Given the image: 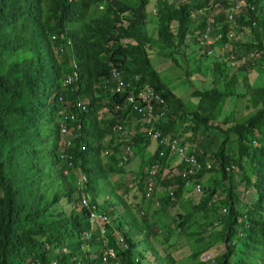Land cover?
Here are the masks:
<instances>
[{"label":"trees","instance_id":"1","mask_svg":"<svg viewBox=\"0 0 264 264\" xmlns=\"http://www.w3.org/2000/svg\"><path fill=\"white\" fill-rule=\"evenodd\" d=\"M130 1L0 0V264H111L100 258L104 240L115 250L119 264H174L169 255L166 262L153 254L149 259L128 233V225L136 228L145 222L142 217L137 223L133 213L154 195L157 211L179 202L171 226L162 227L160 243L173 231L187 233L188 222L200 217L204 234H186L195 235L193 244L206 237L205 245L190 253L194 264H206L199 255L214 242L223 247L210 264H264V75L262 85H258L256 72L248 76L255 66L264 68V0H243L230 21L224 11L234 6L233 1ZM208 1L222 8L214 13L210 35L214 37L219 31L221 36L215 43L229 42L228 51L221 53L214 43L207 45L212 53L205 51L197 39L207 19L193 11L204 9L205 13ZM229 26L234 30L230 40L226 35ZM185 47L212 77L208 88L189 93L198 104L187 111L186 104L149 63L152 53L177 62V51ZM240 57L243 65L221 78L225 63ZM112 68L133 85L147 84L162 97L168 107L166 116L156 124L162 133L178 135L176 120L186 117L179 144L194 155L199 170L181 177L179 170L188 166L157 143L144 156L152 141L142 132L126 141V158L120 157V150L116 154L120 142L111 127L117 117L125 119L127 110L114 112L113 105L122 103L124 94L104 86ZM72 71L76 78L67 82ZM229 96H233L232 106L236 97L256 101L245 118L218 121L215 109ZM78 99L83 101L84 110L75 107ZM100 108L105 109L107 120L90 130ZM135 117L128 116L125 124ZM62 123L67 127L65 137L59 133ZM211 129L221 136L217 144L207 135ZM101 149L107 156L103 164L98 161ZM159 150L162 155H158ZM209 153L213 164L206 168L204 157ZM61 155L68 159H61ZM151 165L155 180L146 197ZM165 169L168 172L161 176ZM118 170L122 176L129 171L124 197L119 198L128 209L121 212L113 202L102 204L97 197L101 179L112 188L122 185L109 175ZM210 171L218 178L203 190L200 199L181 203L183 185L191 181L194 189L197 177ZM233 171L249 197L240 198L234 192ZM77 172L85 176L81 188L76 186ZM158 185L163 190L157 195L154 189ZM82 196L87 207L81 205ZM127 196L131 198L128 205ZM91 210L107 220L98 218L91 225ZM127 211L129 218H125ZM162 228L152 225L149 233L157 235Z\"/></svg>","mask_w":264,"mask_h":264},{"label":"rangeland","instance_id":"2","mask_svg":"<svg viewBox=\"0 0 264 264\" xmlns=\"http://www.w3.org/2000/svg\"><path fill=\"white\" fill-rule=\"evenodd\" d=\"M132 1V0H131ZM130 1V2H131ZM150 14H148L147 19L150 18ZM152 30V29H151ZM242 37H244L245 33L241 34ZM240 34L238 37L241 36ZM153 38H155V33H153ZM217 46V43H214ZM190 45V44H188ZM201 48L205 51L209 50V52L212 53L211 49L208 48V46L203 45ZM190 50L189 47L182 48V50L177 51V62L171 60V57L165 58L161 57L157 53H152L149 56V63L154 69L159 76L161 77L162 81L165 83V85L173 92L177 97L183 101L186 106L188 107L185 109L187 111L190 109V107H194L195 105L198 104V99L196 97H192L189 95V93L192 90H203L205 88H208L211 83H212V77L209 75V73L206 72V69L201 66L200 61H198L197 57L194 55V53ZM222 55V54H220ZM197 60V61H196ZM258 60H263L262 58ZM233 61V62H232ZM243 58H232L230 61H227L225 63V66L222 69V77H228L232 74L233 71H237L241 65H243ZM205 64H209V60L207 59L205 61ZM201 66V67H200ZM264 66V65H263ZM200 67V68H197ZM257 73L259 77L258 79V85H262L263 79H262V74L264 75V68L261 67H254L253 71L250 70L248 71V76L254 75V73ZM235 99V97H234ZM256 101L254 98H250V101L246 102L242 96V99L240 97H236L233 106V96H229L227 98H222L221 103L219 104L218 108H216L217 112V118L218 121H226V122H234L238 121L240 119H243L247 116V114L250 111V107H253V103ZM95 124L91 126L89 129L90 130H96L102 126V123H105L107 120V114L105 112V109L100 108L98 112L95 114ZM184 122L186 123V117L183 116L182 118H179L176 120V130H178V137H182L183 133V125ZM133 127V125H132ZM89 129L86 131L89 132ZM131 127L130 123L127 124V137H123V142L119 144L117 149L116 154L119 155V150H121L122 147H124V142L129 138V133ZM208 137L210 140H212V143L217 144L219 138H221L220 134L215 132L214 130H209L207 132ZM108 136L100 139L102 140H107ZM152 141V140H151ZM156 145V142L152 141L149 142V145H147V148L144 149V156H148L150 154V150L154 149V146ZM121 147V148H120ZM211 149H214L213 146H211ZM107 156L105 152L101 149L98 155V161L100 164H103L104 161L106 162ZM204 162H209L210 165L212 166V157L211 154H206L204 157ZM233 170V169H232ZM248 173H252V170L247 168ZM129 171H125V174L122 176L121 171H117L116 175H112L111 173L109 174L112 179L118 183L123 182L122 185L119 187L116 186V188H112V185L108 183L106 179H101L99 180V191H98V200L102 201V204H107L113 202L114 207L117 208L119 212L122 211V209L125 208L124 205H121L119 203V198L124 197V188L127 187L126 182L128 184V181L126 179L129 177ZM235 171H233V180L234 182V192L240 197V198H246L249 197V192L248 191H243V183H240L237 181V176H235ZM121 176V178L119 177ZM218 178V174H215L214 172H206L201 174L200 176L197 177V181L201 185V190L199 192H195L194 189L192 188L193 183L191 181L186 182L183 185V189L180 194L179 201L181 203H186L187 201H192V202H197L202 193L203 190L208 185H212L211 182ZM129 180V179H128ZM110 182V181H109ZM125 183V186H123ZM170 188V187H168ZM171 188H174L172 186ZM115 189V190H114ZM163 190V188H159V185L155 187V192L158 195L159 191ZM124 190V191H123ZM169 190V189H168ZM115 192L116 195H112L111 193ZM153 200H144L143 203H146L144 208H141L138 212L134 211L133 216L135 220H137V223L142 220V217L145 218V222L138 223L136 228H132L130 225H128V233L131 234L133 239L138 245V248L141 252L144 254L149 255V259H152L154 255V258L157 257L160 259L162 262H166L165 259H167V256L169 255L170 258L173 260L174 264H194L195 261H193L190 257V253L192 250H195L204 246L205 245V239H202L201 243L193 244L192 239L195 237L194 236H188L186 235L188 232H194L198 231L199 233L201 232V235L204 234L202 232L203 227V220L202 218H197L196 221L194 222H188V226L186 228L187 233L179 232L176 230L178 234L177 237H174L176 235V232L173 231L171 234L168 235L167 239L164 241V243H160V240L164 238V227L165 225L169 224L171 226L172 224V219L175 217L176 212L179 211V202L175 204L174 207L167 208L165 211H157L158 208V200L156 196L154 195ZM106 200V201H103ZM131 198L130 196H127L125 199V204L128 205V201H130ZM128 209V208H125ZM131 216L130 212L127 211V215L125 214V218ZM201 223V224H199ZM155 225L156 227H161L162 229L160 230V233L157 235H153V233H149L150 226ZM215 226V225H214ZM139 232V233H137ZM214 233V231H212ZM143 234H147V237L144 238ZM174 238V239H173ZM173 239V243L170 244V241ZM212 239H215V237H212ZM172 242V241H171ZM149 244V245H148ZM222 244L218 242H214L212 247L209 249L205 250L199 255V260L205 261L204 263L210 264V259L219 251L222 249ZM150 248V250H149ZM152 252V253H151ZM168 260V259H167ZM209 261V262H208ZM171 264V263H170Z\"/></svg>","mask_w":264,"mask_h":264},{"label":"built area","instance_id":"3","mask_svg":"<svg viewBox=\"0 0 264 264\" xmlns=\"http://www.w3.org/2000/svg\"><path fill=\"white\" fill-rule=\"evenodd\" d=\"M182 2H186V0H181ZM212 1V0H211ZM235 2L234 6L229 7L224 12L226 13V19L231 20L234 15L238 13L239 7L243 3V0H228ZM220 7L218 4H215L212 6L211 2L208 1L206 3V11L204 13V9L195 10L193 12L198 13V15H205L207 19V24L204 27V30L202 31V34L199 39L200 44L202 45H209L213 44L216 41L219 40L221 33L218 31L214 37L210 35V31L212 29L213 24V16L217 8ZM254 6H251L252 9ZM222 8L220 7L219 10ZM264 11V8L262 12ZM196 16V15H195ZM234 30L232 26H229V29L227 30V37L228 39H232L234 35ZM220 52H225L230 49V43L229 42H223L220 44H217L216 46ZM76 78L75 71H72V73L67 77V82L74 80ZM134 80L137 79L136 76L133 77ZM107 85L110 91L117 93V94H124L122 103H115L114 106V112L118 113L123 110H127L125 113V119H122L120 116L117 117L116 123L111 127L112 133L114 135V138H116V141L123 142V137H127V124L130 123V133L129 138L137 137L139 132H142L146 137H148L150 140L157 143V145L163 146L168 148L170 154L179 157L180 160L185 163L188 167L186 169L179 170V174L181 177H185L188 174L194 173L197 170L200 169V164L196 161L194 155L190 152H187V147L185 145L179 144V138L177 134H169V133H162L160 129L156 128V124L163 119L166 116V113L168 111V107L162 97L158 93L152 90L150 86L147 84H142L135 86L132 84L131 79L126 80L124 76L115 68H112L110 70L108 79L105 80L104 86ZM103 86V88H104ZM102 88V87H101ZM75 107L78 110H84L85 106L82 100H76ZM131 114L136 115L134 119L131 120V122H126V118L130 116ZM72 118V116H70ZM133 125V127H132ZM59 133L62 136H66L67 133V127L64 123L59 125ZM128 138V139H129ZM125 144L124 147H120L121 158H126V155L129 154V146ZM65 144H68V141L65 140ZM83 149V146L80 147ZM158 155H162V150L158 151ZM61 159L67 160L68 157L66 155H61ZM70 163L68 162V165ZM204 165L206 168L210 167L209 162H204ZM164 171V170H163ZM162 171V172H163ZM166 173V172H165ZM155 169L154 166L151 165L149 168V177L147 178V188L145 192V196L149 197V191L150 188L154 185V177ZM85 181V176L83 174H80L77 172V178H76V186L77 188H81L82 184ZM201 190V185L199 183L194 184V191L199 192ZM169 194H171V190L168 191ZM81 205L84 207L88 206L87 200L82 196L80 198ZM100 218L103 221H106L107 218L103 214H96L94 211H90L88 215V221L91 225H94L93 223H96V219ZM100 232H103V229H100ZM84 236L88 237L89 235L84 233ZM119 240H121V237H119ZM105 246L104 250L101 255V261L105 262L109 260L111 264H119L117 261L115 250L112 247L106 246V240H104Z\"/></svg>","mask_w":264,"mask_h":264},{"label":"crops","instance_id":"4","mask_svg":"<svg viewBox=\"0 0 264 264\" xmlns=\"http://www.w3.org/2000/svg\"><path fill=\"white\" fill-rule=\"evenodd\" d=\"M172 157H173V156H172ZM173 158H174V157H173ZM165 172H168L167 169H165V170L162 172L161 176L164 175V174H166Z\"/></svg>","mask_w":264,"mask_h":264}]
</instances>
